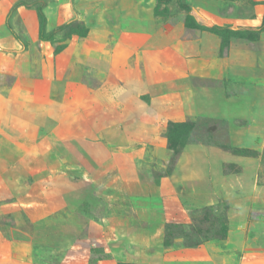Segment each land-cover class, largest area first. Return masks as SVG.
I'll return each mask as SVG.
<instances>
[{
    "label": "rangeland",
    "instance_id": "374dc122",
    "mask_svg": "<svg viewBox=\"0 0 264 264\" xmlns=\"http://www.w3.org/2000/svg\"><path fill=\"white\" fill-rule=\"evenodd\" d=\"M263 16L264 0H0V264L26 242L33 264H220L209 246L232 228L263 258ZM172 122L192 125L177 155Z\"/></svg>",
    "mask_w": 264,
    "mask_h": 264
},
{
    "label": "crops",
    "instance_id": "0c3cea01",
    "mask_svg": "<svg viewBox=\"0 0 264 264\" xmlns=\"http://www.w3.org/2000/svg\"><path fill=\"white\" fill-rule=\"evenodd\" d=\"M46 31L49 32L48 29H46ZM14 46H16V45H14ZM104 59H105V57L99 58V59H97V57H92V58H89L88 60L82 59L81 62H83L84 64H87V65H90L91 64V65L96 66L98 64H104ZM106 63H109V62H106ZM109 64H108V66H109ZM106 66H107V64H106ZM110 67H111V65L109 66V69H110ZM47 73H48V71H47ZM53 83L54 84L57 83V81H56L55 78H54ZM136 103H138V102H135V104ZM138 105H140V104L138 103ZM140 108H141V106H139V108H137L136 110L138 111V109H140ZM182 160H184V157H183ZM183 170H185V169H183L182 167H179L177 169V172L178 173L179 172H183ZM213 182L216 184V186L219 189L224 190L225 193L228 194V192H227L228 190H227V187H226V180L219 179V180H214ZM240 230L243 232L242 233V235H244V238L243 239L246 240L244 229H240ZM241 231H239L238 233H236V231L232 228L229 231V234L227 236V239L225 240V246L223 245V248H222L221 245L218 244V242L217 243H213V244H211V246H209L210 247V250L212 252H214V251L216 252L217 251V253H215V254H216V256H217V258L219 260L221 258H223V260L219 262L220 264H227L228 259L226 257L231 258L230 252L228 253V251H232L233 249H238V250H240L241 252L244 253V258L238 260L236 264H257L258 261H260V262H262V264H264V257L263 258H260L258 256L257 257V260H256L255 257L252 258V257L249 256V253L254 248L252 247L251 243H249L247 241L243 242V244L240 243V241H239V235L238 234H240ZM24 245L27 246V251H29V256L21 257L22 259H18V260H15V261L12 260V259H10L7 262H9L10 264H12L13 262H17L18 264H33V256H32V254H33V243L26 242V243H24ZM250 245H251V247L249 248ZM209 247H207L208 250H209ZM210 254H211V252H210ZM262 255L263 254H261V256ZM63 264H69V261H65V262L63 261ZM208 264H210V263H208Z\"/></svg>",
    "mask_w": 264,
    "mask_h": 264
},
{
    "label": "trees",
    "instance_id": "16d2710c",
    "mask_svg": "<svg viewBox=\"0 0 264 264\" xmlns=\"http://www.w3.org/2000/svg\"><path fill=\"white\" fill-rule=\"evenodd\" d=\"M159 1L165 2L166 0H159ZM178 1H181V0H178ZM16 4H20V2L19 3L17 2ZM183 6L188 7L186 3H184ZM38 17H39V35L42 38H46L49 36V33H47L45 30V15H44L42 8L40 6H38ZM261 25H262V29H263L264 28V16H263ZM53 42H54V40H53ZM191 126L192 125L187 123V122H172V123H170V125L168 127V143H169V147L176 153V155L178 154L177 147L182 146L180 141H178V139L181 137L182 132L190 130ZM249 152H254V151L249 150ZM209 208H205L204 211H209ZM226 231H227L226 225H222L220 227V232H221V235L219 236L220 239H224L226 237ZM169 239L170 238L168 237V232H167V236H166V240H165L166 245L169 244V242H168ZM193 244H199V242L198 243L196 242Z\"/></svg>",
    "mask_w": 264,
    "mask_h": 264
}]
</instances>
